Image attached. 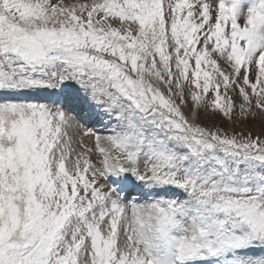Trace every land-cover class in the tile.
<instances>
[{"label":"snow or ice","instance_id":"6c2138e0","mask_svg":"<svg viewBox=\"0 0 264 264\" xmlns=\"http://www.w3.org/2000/svg\"><path fill=\"white\" fill-rule=\"evenodd\" d=\"M217 119L264 125V0H0V264H264Z\"/></svg>","mask_w":264,"mask_h":264},{"label":"rangeland","instance_id":"374dc122","mask_svg":"<svg viewBox=\"0 0 264 264\" xmlns=\"http://www.w3.org/2000/svg\"><path fill=\"white\" fill-rule=\"evenodd\" d=\"M202 119L203 114H202ZM216 125L222 127L224 129L229 130V132H236L239 133L240 131H244L246 134L247 132H251L253 135H259L262 131H264V125H262L259 119L256 120H248L246 122L243 121H236L235 123L229 124L226 121H221L217 119L215 121Z\"/></svg>","mask_w":264,"mask_h":264}]
</instances>
